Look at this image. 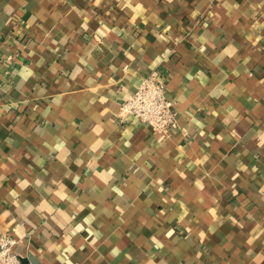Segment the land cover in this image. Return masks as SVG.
<instances>
[{
  "label": "crops",
  "instance_id": "1",
  "mask_svg": "<svg viewBox=\"0 0 264 264\" xmlns=\"http://www.w3.org/2000/svg\"><path fill=\"white\" fill-rule=\"evenodd\" d=\"M176 106L117 114L148 76ZM39 264H264V0H0V234Z\"/></svg>",
  "mask_w": 264,
  "mask_h": 264
},
{
  "label": "built area",
  "instance_id": "2",
  "mask_svg": "<svg viewBox=\"0 0 264 264\" xmlns=\"http://www.w3.org/2000/svg\"><path fill=\"white\" fill-rule=\"evenodd\" d=\"M116 118L120 124L138 118L159 133H168L177 126L175 102L168 97L165 83L155 75L141 80L134 93L121 103ZM17 242L8 233L0 234V264H25L14 251Z\"/></svg>",
  "mask_w": 264,
  "mask_h": 264
},
{
  "label": "water",
  "instance_id": "3",
  "mask_svg": "<svg viewBox=\"0 0 264 264\" xmlns=\"http://www.w3.org/2000/svg\"><path fill=\"white\" fill-rule=\"evenodd\" d=\"M21 260L25 264H39L38 261H36L32 256L28 257H21Z\"/></svg>",
  "mask_w": 264,
  "mask_h": 264
}]
</instances>
